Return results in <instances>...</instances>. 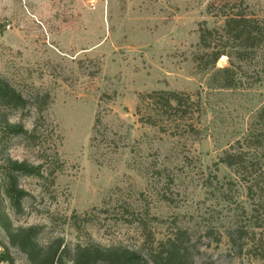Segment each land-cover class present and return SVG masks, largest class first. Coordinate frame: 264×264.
<instances>
[{
  "label": "rangeland",
  "instance_id": "rangeland-1",
  "mask_svg": "<svg viewBox=\"0 0 264 264\" xmlns=\"http://www.w3.org/2000/svg\"><path fill=\"white\" fill-rule=\"evenodd\" d=\"M227 1L0 0V76L28 100L49 96L41 112L32 105L2 111L0 123L6 114L37 130L29 140L1 132L0 177L6 156L58 167L47 178L19 175L29 193L20 211L1 188L0 207L14 230L37 228L42 246L61 239L71 249L129 250L153 264L152 243L182 228L198 245L195 264H264V251L251 248V229L239 242L248 243L243 250L228 237L233 226L260 223L263 204L220 161L253 127L264 83L222 88L214 69L194 61L200 27L224 21L210 4ZM243 8L264 19V0H244ZM162 89L200 100L199 135L139 121L140 93ZM98 116L102 132L93 139ZM249 155L258 173L264 150ZM7 254L31 264L0 222V264H9Z\"/></svg>",
  "mask_w": 264,
  "mask_h": 264
},
{
  "label": "trees",
  "instance_id": "trees-1",
  "mask_svg": "<svg viewBox=\"0 0 264 264\" xmlns=\"http://www.w3.org/2000/svg\"><path fill=\"white\" fill-rule=\"evenodd\" d=\"M244 0H229L224 4H210L214 13L221 16L224 21L219 26H202L199 33L200 51L195 53L194 61L203 71L214 69L212 81L222 88L252 87L264 83V19L243 10ZM227 58L228 64L220 66L221 59ZM33 99V98H31ZM28 100L22 92L13 87L8 80L0 76V116L5 109H26L35 107L39 112L48 104L49 96L43 100L40 96ZM139 121L161 132L171 135H199V121L202 114L200 100L192 94L178 90H153L140 93L139 103L136 107ZM102 119L96 118L94 124V138L101 134ZM0 136L6 133L10 136H20L29 140L35 137L34 130H28L21 123H12L6 117L1 118ZM2 127V128H1ZM37 127V125H36ZM2 129V130H1ZM251 150H264V106L256 116L253 127L246 137L237 140L224 151L220 161L228 167L243 175L248 183L250 194H255L263 204L262 218L258 224L247 226H233L228 237L234 246L243 250L245 237L251 229L253 241L251 248L264 251V161L259 172L256 173L251 163ZM58 156L57 150L54 153ZM3 159V158H2ZM6 168L0 177L1 188L7 196L9 203L16 211L22 208V201L29 193L18 184L19 175L47 178L54 176L58 167L52 162L32 165L26 161L6 156ZM253 167V168H252ZM0 222L4 227L11 245L24 252L31 264H141L142 258L136 257L129 250H108L86 246H77L75 249L65 245L61 239H56L47 246L35 242L37 228L13 229L11 223L4 218L0 207ZM261 229L257 236L255 229ZM213 233V232H210ZM210 233L208 235H210ZM198 245L188 231L182 228L172 232L165 239L152 243L150 252L153 264H195L194 256L198 253ZM264 260V253L260 256ZM6 261L15 264L12 256L7 254Z\"/></svg>",
  "mask_w": 264,
  "mask_h": 264
},
{
  "label": "built area",
  "instance_id": "built-area-1",
  "mask_svg": "<svg viewBox=\"0 0 264 264\" xmlns=\"http://www.w3.org/2000/svg\"><path fill=\"white\" fill-rule=\"evenodd\" d=\"M7 27L10 28V25H8Z\"/></svg>",
  "mask_w": 264,
  "mask_h": 264
}]
</instances>
